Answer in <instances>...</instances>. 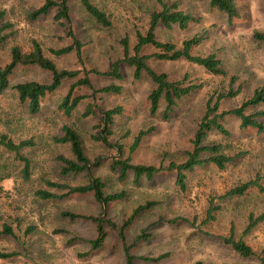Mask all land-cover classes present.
<instances>
[{
	"label": "rangeland",
	"instance_id": "374dc122",
	"mask_svg": "<svg viewBox=\"0 0 264 264\" xmlns=\"http://www.w3.org/2000/svg\"><path fill=\"white\" fill-rule=\"evenodd\" d=\"M44 0H0L4 11L3 22L12 27L3 32L8 38L0 46V64L9 62L10 49L19 47L23 52L31 48L33 40L41 46L43 54L57 70L78 72V77L65 80L53 93L41 101L36 115L28 113L27 105L20 104L14 90L0 95V135H6L15 143L32 139L34 147L21 151L31 163V174L24 180L22 163L14 154L0 147V231L2 225L12 229V235H0V253H15L0 264H260L258 257L241 258L218 238L233 231L236 239H242L252 250L260 254L264 250V220L249 234L243 235L247 217L264 215V193L249 190L242 197L219 200L231 188L259 177L264 188V136L255 129H240L239 121L225 118L229 136L209 132L207 145H219L223 154L235 160L224 170L213 166L196 168L187 174L185 192L175 185L174 172L161 171L152 180H143L133 186L131 175L123 183L110 170L111 160L117 155L92 139L100 124L101 112L122 108V114L114 118L113 135L109 141L119 142L123 157L130 156L131 164L166 168L171 162L181 163L192 150V140L197 126L206 112V105L217 92L228 89V79L206 73L201 67L186 61H158L149 59L147 65L157 73H163L170 82L185 81V85L197 88L177 102L168 118H164V103L158 112L149 114L148 94L153 88L150 79L142 74L133 79V69L120 66L122 79L104 76L111 63L123 59L121 41L128 40L129 55H133L136 33L145 34L149 14L161 9L159 0H91L105 12L110 26L103 28L83 11L76 0L69 2L71 30L83 47L80 59L74 53L56 57L51 50L72 44L65 29L48 16L29 21L27 15ZM167 6L178 4L179 9L199 19L187 29L173 27L167 30L159 26L155 31L158 41H170L180 46L182 41L194 35H203V42L192 51L194 55L215 54L229 74L236 75L243 83V90L235 98L221 100L219 111L238 107L248 99L252 89L264 86V44L253 38L255 32L264 34V0H236L238 17L228 18L209 7L208 0H161ZM154 50L145 47L144 55ZM87 78L92 88L78 87L75 95L83 97L70 117L58 110L69 87L78 79ZM186 78L187 80H185ZM10 85L35 81L49 83L50 74L37 66H19L9 78ZM107 86L120 87L119 94L102 93ZM90 107L92 114L84 116ZM264 111V105L246 109L247 115ZM264 125V119H258ZM67 125L79 135L87 158L98 166L91 168V176L105 184V194L126 192V198L103 208L89 195H70L63 199L41 200L39 190L61 195L47 188L43 181L71 186L87 183L86 174L62 178L55 157L71 159L68 144H58L61 127ZM137 147L129 154V148L139 131H147ZM154 205L140 213L123 231L120 228L139 205ZM218 207L215 218L203 223L209 203ZM100 217L105 232L103 245L92 250L90 242L97 236L96 224L87 219H69L62 213ZM33 228L26 235L25 230ZM128 250V254L126 251ZM127 254V256H126ZM165 257L158 261L143 260Z\"/></svg>",
	"mask_w": 264,
	"mask_h": 264
},
{
	"label": "trees",
	"instance_id": "16d2710c",
	"mask_svg": "<svg viewBox=\"0 0 264 264\" xmlns=\"http://www.w3.org/2000/svg\"><path fill=\"white\" fill-rule=\"evenodd\" d=\"M70 1L71 0H44L42 5L28 13L27 19L29 21H35L41 17L48 16L51 10H56L53 20L57 25L65 29L66 35L72 40V44L51 50L50 52L56 57L74 53L76 57L80 59L83 45L77 40L71 30V19L69 17ZM76 1H78L83 11L94 21V23L103 28L110 26L108 16L105 12L96 7L91 0ZM208 3L211 9L224 14L229 22L233 18L238 17L236 0H208ZM159 4L161 9L149 14V24L145 34L136 33V43L132 49L133 55H129L128 40L124 38L121 41L124 50L123 59L111 63L109 70L103 73V75L118 80L122 79L120 73L121 65H126L133 69V79L136 81L140 80L142 74H145L153 85V88L147 97L149 102V114L151 116L155 115L158 112L162 101L165 105L163 110L164 118L169 117L178 101L191 94L197 87L194 85H185V81H168L165 74L157 73L147 65L149 59L167 62L182 60L192 63L201 67L210 75L227 78L228 89L225 92L215 93L207 102L205 115L199 122L191 142L192 150L187 153L186 159L181 163L171 162L166 168H156L154 166L131 164L130 156L124 158L123 146L119 142L112 144L109 141V138L113 135L111 127L114 124V118L122 114V108L120 106L101 112L100 124L95 128L98 130L95 135H92V139L105 149H112L116 152L117 155L111 160L110 170L117 174L118 182H125L128 176L131 175V183L133 186L137 187L140 186L143 180L150 181L159 172L168 171L176 174L175 185L179 191L185 192L187 189V174L191 173L194 169L213 166L222 171L235 160L234 156L223 154L219 145H207L205 143V139L209 132H216L224 137L229 136L230 133L225 127V118L227 116L236 118L240 123V129H255L258 134L264 136V125L258 120L261 118L264 119V111H259L254 115L246 114L247 108L264 105V86L261 85L253 88L249 98L244 100L235 109L225 112L219 111V103L221 100L235 98L240 95L243 90V83L239 81V78L236 75L228 73L222 60L215 54L199 56L192 53L193 49L203 42V35H194L193 37L182 41L180 46H177L170 41H158L155 36V31L159 26H162L167 30H171L173 27L185 30L191 24L199 22V19L192 14L180 10L176 3L167 6L159 0ZM4 16V11H0V46L8 38V35L3 34V32L12 27L9 23L3 22ZM253 38L264 44V34L255 32ZM148 46L151 47L154 52L151 55H144L143 50ZM9 56L10 59L7 64H0V95L8 89L14 90L18 102L20 104H26L28 113L31 115L39 113L42 99L55 92L65 80H73L78 77V72L57 70L55 64L44 56L41 46L35 40L31 42V48L27 52H23L17 46L11 47ZM33 65L50 74L49 83L30 81L12 86L10 85L9 78L17 67ZM184 79L187 80L186 78ZM78 87L92 88L87 78L78 79L69 87L66 95L58 106V110L66 117H70L72 112L83 100V97L75 95V89ZM120 90L121 89L118 86H107L100 89L99 92L119 94ZM90 114H92V112L90 111V107H88L84 116ZM150 131L151 129L138 132L129 148V154H132L137 149L141 139L150 133ZM60 132L61 136L55 138L54 142L58 144H68L72 158L68 159L62 155L55 157L56 162L60 164L58 170L59 175L62 178H65L68 176L86 174L87 183L71 186L68 184L44 180L43 183L47 188L58 190L63 192V194L56 195L45 190H39L36 192V196L41 200H58L70 195L91 194L95 201L103 208L110 203L126 198L127 194L125 191L105 194V184L100 178L93 177L90 173L91 168L98 166L99 159H96L93 163L90 162L84 152L83 143L74 129L64 125L61 127ZM0 147L8 153L14 154L15 159L22 163V177L24 180H28L31 174V163L28 158L22 156L21 151L26 148L34 147L33 140L28 139L15 143L8 136L1 134ZM251 189H255L259 193H264V188L261 185L258 176L253 180H249L231 188L223 195H220L218 199L228 200L234 197H242ZM153 205V202H146L132 211L131 215L120 228V237L122 239L124 238L123 231L129 227L133 220L140 213L150 209ZM216 210H218V207L214 206L213 202H210L203 221L204 224L214 220V213ZM62 216L68 217L69 219H87L94 222L97 227V236L90 242L91 249L96 250L103 245L105 232L100 217H87L68 212L62 213ZM263 220V214L255 217L253 213H250L247 217V225L243 231V235L249 234ZM32 231L33 228H27L25 234L28 235ZM0 235L11 236V227L8 225H2ZM218 239L223 244L229 246L239 257L247 259L256 256L258 257L259 263L264 264V250L260 254L255 253L242 239H236L234 237L232 229L228 236L219 237ZM125 252L128 254L127 249ZM13 256H15V253H0V259H8ZM164 257L165 256L162 255L156 259L143 258V260L158 261ZM130 262L131 258L129 257L126 264H130ZM195 264L201 263L196 262Z\"/></svg>",
	"mask_w": 264,
	"mask_h": 264
}]
</instances>
